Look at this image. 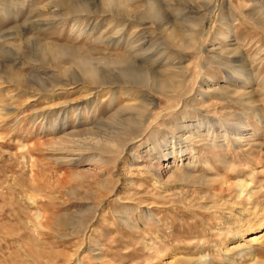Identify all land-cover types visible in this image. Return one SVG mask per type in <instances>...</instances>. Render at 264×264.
<instances>
[{
    "label": "rangeland",
    "instance_id": "1",
    "mask_svg": "<svg viewBox=\"0 0 264 264\" xmlns=\"http://www.w3.org/2000/svg\"><path fill=\"white\" fill-rule=\"evenodd\" d=\"M62 1L0 0V264H264V0Z\"/></svg>",
    "mask_w": 264,
    "mask_h": 264
},
{
    "label": "bare ground",
    "instance_id": "2",
    "mask_svg": "<svg viewBox=\"0 0 264 264\" xmlns=\"http://www.w3.org/2000/svg\"><path fill=\"white\" fill-rule=\"evenodd\" d=\"M90 2H88V0H63L61 2V7L62 8H65L66 10V13L72 17V18H75V17H78L80 16L81 14H84V15H87V17H93V15H96V13H93L91 11V7L94 5V4H89ZM155 10V9H154ZM117 17H120V15H118V12L115 13ZM121 14V13H120ZM152 14V13H151ZM154 14V13H153ZM157 17V16H156ZM158 20V19H156ZM144 68H142V71L141 73H146L148 74L149 71H145ZM150 75V73L148 74ZM132 77V76H130ZM148 78H151L150 76H148ZM151 80V79H150ZM131 85V84H130ZM168 165V164H167ZM165 166L162 168V172L165 171V169H167L168 167H172V165H169V166Z\"/></svg>",
    "mask_w": 264,
    "mask_h": 264
}]
</instances>
